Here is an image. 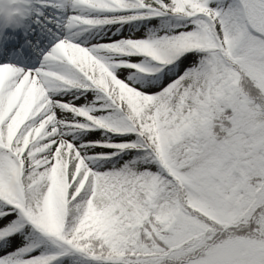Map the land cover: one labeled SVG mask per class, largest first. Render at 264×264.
Wrapping results in <instances>:
<instances>
[{
    "label": "snow or ice",
    "instance_id": "obj_1",
    "mask_svg": "<svg viewBox=\"0 0 264 264\" xmlns=\"http://www.w3.org/2000/svg\"><path fill=\"white\" fill-rule=\"evenodd\" d=\"M0 264H264V0H0Z\"/></svg>",
    "mask_w": 264,
    "mask_h": 264
}]
</instances>
